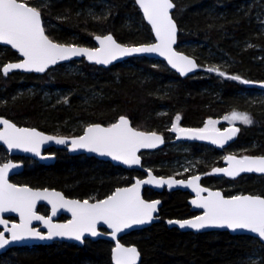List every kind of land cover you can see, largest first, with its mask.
<instances>
[{
  "label": "trees",
  "instance_id": "obj_1",
  "mask_svg": "<svg viewBox=\"0 0 264 264\" xmlns=\"http://www.w3.org/2000/svg\"><path fill=\"white\" fill-rule=\"evenodd\" d=\"M246 1L173 0L179 28L177 50L196 58L200 66L199 72L187 78L162 61L144 57L109 68L82 60L56 66L42 76L4 75L3 65L19 58L10 48L0 46V116L18 126L72 136L82 134L84 124L107 126L126 116L136 129L164 135L163 149L141 153L143 166L156 175H175L177 169L169 164L182 163L185 155L196 162L202 185L222 189L226 196L241 192L264 197V176L220 180L211 175L212 169L222 165L223 150L198 142H183L190 147L185 153L168 148L174 135L167 124L176 116L182 128L199 129L208 119L237 110L248 114L252 123H239L237 137L226 151L264 155V104L248 101L247 91L253 88L241 82L264 81V0ZM39 11L44 25L48 23V36L62 44L94 47L93 37L106 34L127 45L153 41L135 0H47ZM155 62L160 66H153ZM209 68L225 75L209 72ZM220 126L224 129L226 125ZM52 153L54 164L25 159L24 171L11 180L33 188H54L69 198L102 200L144 176L94 157L71 156L62 149ZM10 158L0 147V165ZM229 184L233 186L225 189ZM144 197L162 200L160 221L122 238L124 244L138 247L140 264H264V243L256 238L227 231L182 232L166 225L167 219L193 215L187 192L146 188ZM112 248L107 240L87 241L84 246L62 242L20 247L1 255L0 264H112Z\"/></svg>",
  "mask_w": 264,
  "mask_h": 264
},
{
  "label": "snow or ice",
  "instance_id": "obj_2",
  "mask_svg": "<svg viewBox=\"0 0 264 264\" xmlns=\"http://www.w3.org/2000/svg\"><path fill=\"white\" fill-rule=\"evenodd\" d=\"M136 4L143 11V16L151 25L155 34V43L140 47H124L117 43L111 35L103 38L97 36L100 48L89 50L57 44L45 35L42 26L41 13L37 6L29 5L27 0H0V44L10 45L24 59L21 63H10L3 66L5 75L13 69L25 71L44 72L46 68L58 61L68 60L74 56H86L89 61L97 64H109L122 56L136 53H157L167 59L168 63L185 75L192 71L196 65L186 56L175 52L172 45L176 42V25L170 15V9L174 7L172 0H136ZM209 72H216L220 76L225 73L218 68H209ZM233 80L239 77H230ZM248 83L247 81H241ZM176 121L180 120L176 116ZM229 122L239 121L245 125L252 123L246 113L233 111L224 117ZM217 121L209 119L203 128L185 129L178 128L173 123L171 131L183 133L188 139L209 140L213 144L223 147L231 140L239 128L231 127L224 132L215 128ZM0 141L7 145L9 150L20 149L24 152H33L39 155V145L45 141L55 139L57 144H65L63 138L45 136L35 129L19 128L7 119L0 118ZM162 137L155 132L145 133L130 126L129 120L120 117L118 122L109 127L92 125L86 129L84 135L71 141L72 150L78 148L87 149L89 152L98 153L101 156H110L113 160L124 164H139L140 158L137 152L141 148H154L162 143ZM228 168H217L214 172H223L225 175L235 177L241 172L264 173V156H244L237 159L234 156L226 157ZM17 167L12 163H4L0 166V213L14 212L20 217L19 223L7 227L8 222L0 219V224L11 232V239L23 240L26 238L51 239L53 236H68L75 240H81L85 232L92 236L98 235L97 223L103 222L112 229L113 239L116 233L133 224H144L153 219V213L157 210L156 202H145L140 196L141 184L155 183L157 186L167 184L169 187L176 183L185 184V181L156 180L151 177L146 180H138L131 188L117 189L107 199L89 203L79 200L65 199L59 192L34 191L28 187H17L8 181V172ZM199 176H193L186 182L196 192V199L192 204L203 209V214L183 221H169L170 224H179L180 228H192L200 230L207 227L248 230L256 233L264 239V197L252 195H236L224 198L220 192H208L206 197L202 192L208 191L200 187L197 181ZM46 200L52 205V215L55 216L59 208L71 212L72 220L67 224L53 225L51 217L37 215L35 212L37 201ZM33 220L42 221L49 229L48 234L42 235L38 230L30 227ZM9 240L0 232V248H4ZM138 252L135 247H122L119 243L113 249L115 264H136Z\"/></svg>",
  "mask_w": 264,
  "mask_h": 264
},
{
  "label": "water",
  "instance_id": "obj_3",
  "mask_svg": "<svg viewBox=\"0 0 264 264\" xmlns=\"http://www.w3.org/2000/svg\"><path fill=\"white\" fill-rule=\"evenodd\" d=\"M172 3L174 4V7L172 9H170V15H171V17H172V19H173V21H174V23L176 25V29H177V32H176V42H175V44L172 45V48L178 54L183 55V56H186L189 59H191L195 63V65H196V67L192 71L187 72L185 75H181V73L179 71H177L175 68H173L168 63V61H167V59L165 57L160 56L157 53H136V54H132V55H129V56H122V57H119L118 59L113 60L111 63H109L107 65H105V64H97L94 61H89L88 58L86 56H83V55L82 56H74V57H72V58H70L68 60L58 61L55 64L49 65L44 72L25 71L23 69H13V70L9 71L7 73V75H9L11 73H14V72H20V73H24V74H36V75H41L42 76L46 72H48L50 69L55 68L56 66L64 65V64H69V63H71L73 61H81V60L86 61L89 65H93V66H97V67H102V68H109L110 66H113V65H116V64H119V63H123V62L128 61L129 59H132V58H143V57L144 58H147V59L158 60V61L164 62L165 65L171 71H173L176 74H178L181 78H187L189 76L195 75L200 70V66H199V63L196 60V58H194V57H192V56H190V55H188V54H186L184 52H181V51L177 50L178 37H179V28H178L177 22L175 21V19L173 17V12L175 10V3L173 2V0H172ZM135 4H136V0H135ZM136 6L140 10V12L142 14V17H143V19L145 21V23L151 29V32L153 34V39H154L153 42H151V43L138 44V45H127V44H123V43L119 42L112 34H106V35H96L94 37V42L96 44V47L90 48V47H85V46H81V45L62 44V43L55 42V41H53L46 34V31H45V35H47L50 40H52L53 42H55L57 44H61V45H65V46L78 47V48H87L89 50H96V49H99L100 48V43L96 39L97 36L103 38L104 36L111 35L113 37V39L117 43H119L121 46H124V47H140V46H146V45H150L152 43H155L156 42V40H155V34L152 31L151 25L148 24L147 20L144 18L143 11H142V9L139 8V5L136 4ZM41 21H42V26L44 28L42 14H41ZM0 46L10 48L15 53H17V55L19 57V60L12 61V62H8V63H6L3 66H6V65H8L10 63H21L23 61L24 58L15 49L11 48L10 45L0 44ZM2 73H3V71H2ZM245 84L249 88H257V89L264 90V81H248V83H245ZM123 117L127 118L129 120L130 126L132 128H134V129H136L132 125L130 118H128L126 116H123ZM0 118L7 119V118L2 117V116H0ZM7 120L9 122L15 124L13 121H11L9 119H7ZM118 120L116 122H118ZM15 125H16V127H19V128L35 129L36 131L40 132L41 134H43L45 136H51V137H54V138H63V139L66 140V143L65 144H57L55 142V139L48 140V141H45V142L41 143L39 145V153H40L39 155H36L33 152H24V151H22L20 149H11V150H9L7 148V145L3 144V142L0 141V147H3L7 151V153L10 155V157H11L10 160H8V161H6L4 163H9L10 162V163H12L14 165H17V167H14V168L10 169L9 172H8V181H9V183L14 184L17 187H28V188H31L34 191H44L46 189V190H48L50 192H59L65 199H68V200H79L81 202H83L84 200H88L89 203H95L97 201H100V200H89V199L80 200V199H76V198H69V197H66L65 194L62 191L57 190V189H54V188H48V187H45V188H33V187L29 186V185H18V184L14 183L11 180L16 175L22 173L24 171V169H25V165H24L23 162L15 161L13 158H15V157H26V158H29V159H32V160L38 162L39 164L49 166V165L54 164L55 161H56V157L54 155H51V154L46 153V151L48 149H50V148H60V149L64 148V149L67 150L68 154L71 155V156L85 155L87 157H94V158H96V159H98L100 161L110 162L114 166H119V167H122V168L127 169V170L141 171V172L144 173V177L143 178H137L136 177L134 179V181L130 185L124 186V187H119L117 189H121V188H131V187H133L136 184V182L138 180H141L142 181V180L149 179L150 178L149 174H151V177H154L156 180H169V179H174L176 181H185V184L176 183V184L172 185L171 187H169V185H167V184H162L161 186H157L155 183L141 184V186H140V196H141V198L145 202L151 203V202L159 201V203L157 204V210L152 214L153 215V219L150 222H147V223H144V224H138V225L137 224H133L130 227L123 229L122 231L116 233V238L115 239H113V236H112V229L109 228L103 222L97 223L96 230H97L98 235L92 236L90 233L85 232L83 234L81 240H75L74 238H70L68 236H53L51 239H44V240L29 237V238H26V239H23V240H16V241H14V240L11 239V232L7 231L5 229V226L3 224H0V232H3L4 233V237L9 240V243L7 245H5L4 248H0V256L3 255V254H5L10 249L20 248V247L36 246V245H50V244H53L55 242H63V243L76 244L78 246H84L85 243H86L85 240H90V241L107 240V241H110V242L113 243V248H112V252H111V261H112V264H115V261L113 259V249L115 248V246H116L117 243H119L122 247H125V248L135 247L137 249L138 254H139L138 255V258H137V261H136V264H140L141 259H142V256H141V253H140L138 247L135 246V245H126V244H124L122 242V238L125 235L130 234L131 232L143 230V229H145L147 227H150L154 223H157V222L160 221V209H161L162 204H163L162 203V200L161 199H152V200L146 199L144 197V190L146 188H149L150 190H152L154 192H162L164 190H166L167 192H174V191L179 190V191L187 192L191 196L190 199H189V201H188V204L190 206V210L192 212H194V213H197V215L196 216H193V217H190V218H187V219H182V220H179V219H167L165 221V223L169 227L178 228L182 232H193V233L223 232V231H227L231 235H247V236L256 238V239L260 240L262 243H264V239L260 238L258 236V234L249 232L248 230L237 229V230L233 231V230L228 229V228H217V227H207V228H203V229H200V230H196V229L187 228V227L180 228L179 227V224H170L169 223V221H183V220H188V219H195V217H197L199 215H202L204 210L201 209V208H197L195 205L192 204V201L197 198L196 197V192L193 191V189L191 187L186 186V182L188 180H191L193 176L192 177L185 178V179L184 178H177L174 175L159 176V175H156L155 172L152 169L146 168V167L143 166V157L141 155L142 152H155V151H158L160 149H163L165 147V145H166V139H165L164 135L161 134V133H159V132H155V131H143L145 133L155 132L157 135H159V136L162 137L163 142L162 143H159L154 148H141V149H139V151L136 154L140 158V163L139 164L127 165V164L122 163L121 161L113 160L110 156H101L98 153L89 152V151H87V149H84V148H78V149H76L74 151L72 150L71 141L73 139H78L80 136L84 135L85 132H86V129L89 126H92V125H100L101 127H109L111 125H107L106 126V125H103V124H100V123L90 124V125H88L84 129V131H83V133L81 135H79V136H72V137L60 136V135H53V134H50V133L43 132V131H41V130H39L37 128H34V127L18 126L17 124H15ZM231 127H235V126H230V127L224 128V129H220L219 131L220 132H224L226 129L231 128ZM185 129H193V128H185ZM0 130H3V125H0ZM136 130L142 131V130H139V129H136ZM237 134H238V132L236 133V135L231 140H228L224 144L223 147H220L217 144H213L209 140L188 139V138H186L184 136L183 133H179V132L176 133V140H178L180 142H183V141H187V142H198V143L205 144V145H208V146L213 147V148H216V149L223 150V149H227L230 146V144L236 139ZM228 156H234L237 159L243 158V157L235 156L233 154H228L226 157H228ZM261 156H264V155H256V156H250V157H261ZM226 157L223 159V165L220 166V167H216L214 169H217V168H220V169L228 168L229 167V163L226 160ZM3 164H1L0 166H2ZM214 169L211 170V172H210L211 175L216 176V177L228 178V179H237V178H239L241 176H244V175L264 176V173H258V172H241L239 175H237V176H235L233 178V177H230V176L225 175L223 172H214ZM195 176H199L200 177V179L197 181V184L200 187L205 188V189L208 190V191L202 192L201 193V196L206 197L208 195V192H220L221 195L224 198H226V199L227 198H231L233 196H236V195L226 196L224 194V192H223L222 189H213V188L206 187V186L202 185V183H201V180H202L201 175L198 174V175H195ZM117 189H115V191ZM239 195H252V194H248L247 193V194H239ZM252 196H259V195H252ZM260 197H262V196H260ZM107 198L108 197H106L104 199H107ZM104 199H102V200H104ZM40 205H45V206H47L49 208V210H50V215L49 216H44V215L38 213L37 209H38V206H40ZM35 212H36L37 215L44 216L45 218L51 217V223L53 225L67 224L70 220H72V214H71V212L66 211L64 208H59L57 210L56 215L53 216L52 215V205L49 204L46 200H39V201H37L36 208H35ZM63 215L67 216L69 219L67 221H65V222H59V221H57V219L59 217L63 216ZM10 217L16 218L17 221L10 220L9 219ZM0 219L6 220L8 222V224H7V227L8 228H11L12 224L19 223L20 222L19 215L17 213H14V212L0 213ZM30 227L38 230L42 235H45V236L48 234V231H49V229L43 224L42 221L33 220L31 222Z\"/></svg>",
  "mask_w": 264,
  "mask_h": 264
},
{
  "label": "rangeland",
  "instance_id": "obj_4",
  "mask_svg": "<svg viewBox=\"0 0 264 264\" xmlns=\"http://www.w3.org/2000/svg\"><path fill=\"white\" fill-rule=\"evenodd\" d=\"M47 0H27V3L29 5H33V6H37L38 9L39 8H42V6L44 5V3L46 2ZM251 0H247L245 3H250ZM47 26H48V23H46ZM52 26V25H51ZM50 26V27H51ZM49 27V26H48ZM261 30L262 32H264V24L261 25ZM154 40V39H152ZM153 42V41H151ZM165 65V63H163ZM153 66H160L159 62H155L153 64ZM217 67H221V65L219 64H216ZM75 68V67H73ZM245 95V94H244ZM59 98H63V95H60ZM247 98H248V101L252 102L253 104H264V90L262 89H257V88H253L252 90H248L247 91ZM236 112L238 113H241L237 110H235ZM232 112H230L229 114L227 115H224V116H219V117H216V118H211V120L213 121H217V123L215 124V128L220 130L222 129L221 128V124H225V128L227 127H230V126H235L237 128H239V121H234V122H229L227 120L224 119L225 116H229ZM209 120V119H208ZM207 120V121H208ZM206 121V122H207ZM180 120L177 122L176 119H174L172 122L168 123L167 126H168V129L170 131V133H172L174 135V137L172 139H175L176 138V133L177 132H173L171 131V127H172V124L173 123H177V126L178 128H182L179 124ZM88 124H84V126H82V129H84ZM203 128V127H202ZM169 149H171L172 151L174 152H181V153H185L186 151L189 150V145L188 144H183V142H180L178 140H174L173 142H171V145L168 147ZM226 154H233L235 156H238V157H244L246 155H237L235 152H229V151H226V150H223V152H221V156H222V159L225 157ZM181 158L183 159V162L182 163H177V161H174V162H171L169 165H171L170 167H174L175 169H177V172L176 173H173L175 174L174 176L178 175V174H188L187 178L188 177H192V176H195V175H202V173H199V171L197 170V165H196V162L190 158V157H187L185 155L181 156ZM223 178H220V180H222ZM233 186V184H229L227 187H225V189H230L231 187ZM238 194H243V193H235V195H238ZM92 200V198L90 199ZM94 200V198H93Z\"/></svg>",
  "mask_w": 264,
  "mask_h": 264
},
{
  "label": "flooded vegetation",
  "instance_id": "obj_5",
  "mask_svg": "<svg viewBox=\"0 0 264 264\" xmlns=\"http://www.w3.org/2000/svg\"><path fill=\"white\" fill-rule=\"evenodd\" d=\"M44 29H45V31H48L49 32V27L47 26V24H46V26L44 25ZM47 34V33H46ZM48 35V34H47ZM96 36V35H95ZM94 36V37H95ZM94 37H93V41H94ZM56 42V41H55ZM59 43V42H58ZM95 43V42H94ZM71 45H77V44H71ZM81 46H83V45H81ZM85 47H89V46H85ZM94 47H96V44H94ZM94 47H90V48H94ZM74 62V61H73ZM77 62H80V61H77ZM88 125H90V124H88ZM87 125V126H88ZM86 126V127H87ZM85 127V128H86ZM84 128V129H85ZM84 129H83V131H84ZM83 133V132H82ZM50 134H52V133H50ZM53 135H56V134H53ZM57 135H59V134H57ZM81 135V134H80ZM60 136H68V137H72V135H60ZM79 136V135H78ZM174 140H176V139H171V142H173ZM56 149H60V148H50V149H48L47 151H46V153H48V154H51V155H54L55 157H56V155H55V153H52V152H55V150ZM62 150H65V151H67L66 149H64V148H62ZM226 150V149H225ZM228 154H226L225 155V157L227 156ZM224 157V158H225ZM223 158V159H224ZM15 161H18V162H23L24 163V160L25 159H29V158H26V157H15V158H13ZM56 162V161H55ZM38 163V162H37ZM24 165H25V163H24ZM222 165H223V162H222ZM221 165V166H222ZM19 175V174H18ZM17 176V175H16ZM144 177V176H143ZM142 177V178H143ZM205 186V185H204ZM206 187H209V188H213L212 186H206ZM213 189H216V188H213ZM66 196V195H65ZM188 200H187V202L189 201V199H190V195L188 194ZM67 197V196H66ZM189 205V204H188ZM190 207V206H189ZM39 208H42V212L41 211H38L39 210ZM37 211H38V213H40V214H42V215H44V216H49L50 215V210H49V208L47 207V206H45V205H40V206H38V209H37ZM191 211V210H190ZM192 212V211H191ZM193 213V215L192 216H189L188 218H190V217H193V216H196L197 215V213H194V212H192ZM10 220H12V221H17V219L16 218H13V217H10L9 218ZM69 218L67 217V216H65V215H63V216H61V217H59L58 219H57V221H59V222H65V221H67ZM87 241H90V240H85V242H87ZM55 243H62V242H55ZM54 244V243H53ZM27 247H32V246H27Z\"/></svg>",
  "mask_w": 264,
  "mask_h": 264
}]
</instances>
